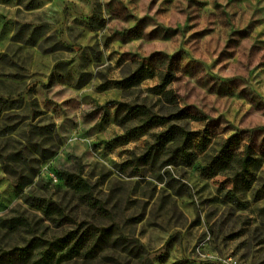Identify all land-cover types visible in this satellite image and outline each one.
I'll return each mask as SVG.
<instances>
[{
    "label": "rangeland",
    "instance_id": "374dc122",
    "mask_svg": "<svg viewBox=\"0 0 264 264\" xmlns=\"http://www.w3.org/2000/svg\"><path fill=\"white\" fill-rule=\"evenodd\" d=\"M1 102L0 254L108 229L60 264H264V0H0ZM169 126L188 160H145Z\"/></svg>",
    "mask_w": 264,
    "mask_h": 264
},
{
    "label": "trees",
    "instance_id": "16d2710c",
    "mask_svg": "<svg viewBox=\"0 0 264 264\" xmlns=\"http://www.w3.org/2000/svg\"><path fill=\"white\" fill-rule=\"evenodd\" d=\"M134 84H129V86H133ZM168 86L167 79L162 80L160 84V88H165ZM165 95H169L171 98V91H165ZM175 103V102H174ZM5 102H1L0 105H5ZM8 110V108L0 107V115L4 111ZM177 117H182L184 114V110L180 109L178 111ZM162 125L167 123V118L161 117L158 118ZM181 119V118H179ZM10 129H2L0 130V134L10 133ZM191 139V133L184 129L182 126H169L164 132L160 133L155 142L149 145L146 148L143 157L145 160L155 158L159 151L163 149V145L168 142L170 144L169 148L176 145L178 142L180 145L174 147L173 154L175 155V159L177 160H188L189 153L186 149V143L189 144ZM155 153V154H153ZM0 158L2 159L1 152ZM175 160V161H176ZM219 159L215 158L213 162L207 167V169L217 170L220 169L221 164H219ZM243 168L246 167L245 161L242 163ZM71 184L72 189L75 193H77L84 201L87 203H94L91 188L86 183L85 180L81 178H76ZM52 205L49 204L45 206L42 210L43 215L47 218L51 219L53 222L55 221L52 218V214L54 211L52 209ZM101 208V207H100ZM3 223L8 224L7 228L13 229L16 225H13L12 222L4 221ZM88 232L81 233L78 236H74V234L69 233L64 238L59 240H55L48 245L47 248L41 249L38 252V257L33 259V251L36 248V244H32V242H28L25 247L19 249H12L9 252H3L0 254V264H60L62 261H71L73 259L79 257H88L93 255L97 249L100 247V243L105 241L108 238L110 230L108 229H94ZM16 259V260H15Z\"/></svg>",
    "mask_w": 264,
    "mask_h": 264
},
{
    "label": "built area",
    "instance_id": "2783aa9c",
    "mask_svg": "<svg viewBox=\"0 0 264 264\" xmlns=\"http://www.w3.org/2000/svg\"><path fill=\"white\" fill-rule=\"evenodd\" d=\"M51 178H52L53 183L56 184L58 182V179L56 178V176L52 175Z\"/></svg>",
    "mask_w": 264,
    "mask_h": 264
}]
</instances>
